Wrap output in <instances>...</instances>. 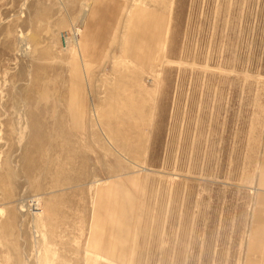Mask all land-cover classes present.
Returning a JSON list of instances; mask_svg holds the SVG:
<instances>
[{
    "label": "rangeland",
    "instance_id": "rangeland-1",
    "mask_svg": "<svg viewBox=\"0 0 264 264\" xmlns=\"http://www.w3.org/2000/svg\"><path fill=\"white\" fill-rule=\"evenodd\" d=\"M262 188L264 0H0V264H244Z\"/></svg>",
    "mask_w": 264,
    "mask_h": 264
},
{
    "label": "crops",
    "instance_id": "crops-1",
    "mask_svg": "<svg viewBox=\"0 0 264 264\" xmlns=\"http://www.w3.org/2000/svg\"><path fill=\"white\" fill-rule=\"evenodd\" d=\"M128 187L133 193V187ZM260 191L254 203V214L250 225L251 236H249V240L245 245L244 264H264V190Z\"/></svg>",
    "mask_w": 264,
    "mask_h": 264
},
{
    "label": "bare ground",
    "instance_id": "bare-ground-1",
    "mask_svg": "<svg viewBox=\"0 0 264 264\" xmlns=\"http://www.w3.org/2000/svg\"><path fill=\"white\" fill-rule=\"evenodd\" d=\"M73 108H75L76 107V105H74V106H72ZM124 186V184H119L118 185V187H123ZM126 186H124L123 188H125ZM129 197V196H128ZM124 204H125V201L122 203V201H121V199L119 200V198H118V196L117 197H115L114 196V198H113V204H112V206H113V208H114V210L115 211H117V213L119 212L120 213V211H119V209L121 210V208H123V206H124ZM118 213V214H119ZM113 212H112V214L110 215V217H109V219H108V223H107V227L109 228V230H110V232H111V234H114V235H117V234H120V233H123L124 231H122V229H121V227H122V222L119 220V218H117V216H113ZM121 218V217H120ZM102 222V221H101ZM101 222H99V220L97 219L96 220V228L99 226V224L101 223ZM103 223V222H102ZM103 230V229H102ZM105 231V230H104ZM124 236V235H123ZM116 237V236H115ZM110 240V239H109ZM112 242H113V240H112ZM117 242V241H116ZM110 246V245H109ZM114 246V245H113ZM111 247V246H110Z\"/></svg>",
    "mask_w": 264,
    "mask_h": 264
}]
</instances>
